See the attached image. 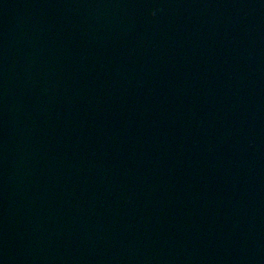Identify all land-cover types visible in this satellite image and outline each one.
<instances>
[{
	"label": "water",
	"instance_id": "obj_1",
	"mask_svg": "<svg viewBox=\"0 0 264 264\" xmlns=\"http://www.w3.org/2000/svg\"><path fill=\"white\" fill-rule=\"evenodd\" d=\"M0 264H264V0H0Z\"/></svg>",
	"mask_w": 264,
	"mask_h": 264
}]
</instances>
